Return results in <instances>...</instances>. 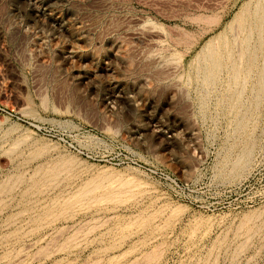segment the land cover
Masks as SVG:
<instances>
[{"label":"rangeland","instance_id":"374dc122","mask_svg":"<svg viewBox=\"0 0 264 264\" xmlns=\"http://www.w3.org/2000/svg\"><path fill=\"white\" fill-rule=\"evenodd\" d=\"M262 7L0 0V264H264Z\"/></svg>","mask_w":264,"mask_h":264},{"label":"bare ground","instance_id":"6f19581e","mask_svg":"<svg viewBox=\"0 0 264 264\" xmlns=\"http://www.w3.org/2000/svg\"><path fill=\"white\" fill-rule=\"evenodd\" d=\"M250 15V14H249ZM254 15H257V17L259 18V21H258V28L260 29V31L264 34V7L262 8H256L255 11H254ZM251 21V20H250ZM243 22V21H242ZM242 26V25H241ZM261 35V34H260ZM263 41V39L261 40ZM228 44V43H226ZM263 45V44H262ZM223 46V45H222ZM244 47V46H243ZM248 47V46H247ZM264 47V46H263ZM244 51V50H243ZM264 51V48L262 50V52ZM242 52V51H241ZM264 55V53H262ZM261 54V55H262ZM262 55V56H263ZM241 57V56H240ZM240 59V58H239ZM263 66L261 68V71L259 72V86L260 88H263L264 87V56H263ZM232 63V62H231ZM214 69V68H213ZM212 74V73H211ZM238 77V76H237ZM210 79V78H209ZM212 80V79H211Z\"/></svg>","mask_w":264,"mask_h":264}]
</instances>
